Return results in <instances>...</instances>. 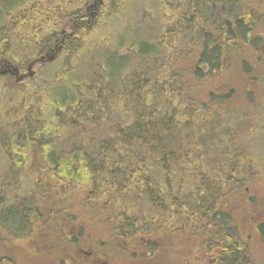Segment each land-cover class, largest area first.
<instances>
[{
	"label": "rangeland",
	"instance_id": "rangeland-1",
	"mask_svg": "<svg viewBox=\"0 0 264 264\" xmlns=\"http://www.w3.org/2000/svg\"><path fill=\"white\" fill-rule=\"evenodd\" d=\"M2 1L8 2L0 0V60L6 59L17 65L24 78L19 81L10 74H0V129L6 132L3 134L0 130V134L17 133V127L11 121L15 119L14 117L22 118L23 106L31 105L32 112L25 117L39 123L40 128L46 126L45 130L57 135L62 129L57 125L63 119L60 118V114L66 112L55 109L56 98L75 93L80 108L83 109V106L94 104L98 87L103 88L100 94L102 96L107 94L108 97L104 104V112L95 114L94 123L97 125L92 131L96 132L97 140L115 136L109 130V126L133 122L137 113L130 105L133 96L137 98V105L144 116L164 115L167 122L168 119L175 122L177 118L174 119L171 110L166 116L172 102V97L169 101L166 95L171 93L169 88L173 86V81L163 85L159 82L160 74L165 68L163 59L170 55L167 49L169 46L183 52L179 58L181 61L176 64L179 75L183 66L195 65L193 62L197 50L190 52L188 42H174L170 36L172 32L168 30L169 25L173 23L171 16L174 14L173 10H180L188 0H104L99 6L100 13L97 19L93 22L90 20L89 23L87 20L90 19V15L86 7L91 0H58L57 10L62 14V7L67 3L71 2L68 10L74 1L77 5L80 3L79 11L86 29H79L78 33L77 28L73 27L75 20L66 22V19L62 18L58 23L59 32L55 39L62 38L63 29L66 34L72 31L75 37L65 36V42L56 57L34 65L32 76L27 75V64L44 55L48 47L38 52L30 45L33 46L31 42L35 41V35L40 37L45 33H38L49 28L38 26L42 20L47 19V15L41 13V6L38 3L40 0H9L6 4ZM255 3L258 12L251 18L252 35L264 36V0H257ZM37 12L40 14L36 15ZM192 30L195 32L196 28ZM53 43L51 41L48 46H52ZM146 45H149V48H143ZM249 47H245L239 53L246 60H249L251 55ZM141 49L146 51L142 52ZM259 55L262 56L259 62L251 66L255 70L256 78L247 83L240 78L243 76L241 63L226 60L224 70L213 79L205 78L206 67L199 66L197 72L200 77L192 76L186 89L178 92L189 107L177 108L178 123L182 132H178L175 126L169 134L171 138L165 142L168 153L160 152L162 149L156 146L150 148V151L158 156L164 154V160L157 158L155 154L143 157L147 160V171L152 173H158L164 168L165 162L174 169L171 159L180 158L176 172L191 171V176L200 178L214 187L218 192L216 210L223 211V218L220 215L219 217L221 221L224 219L228 223V232L222 230L220 225L216 226L205 220L191 219L189 224H186L184 223L187 220L186 215L179 216V219L171 218L167 222V216H164L165 204L155 200L149 202L144 198L148 210L140 227L143 228L141 230L143 237L138 234L131 238L117 237L116 243L112 244L116 249V254L114 253L112 258L113 264H220L212 257L216 250L228 253L229 259L238 257L241 253L243 259H237V264H264V45L261 46ZM110 59H113L112 64L107 63ZM101 65L105 67L101 68ZM130 74L135 75L134 78L140 82V88L136 92L126 93L124 84ZM185 74L186 71L183 76ZM187 77L189 78L188 75L184 76V80L188 79ZM144 84L146 87H143ZM85 88L88 89L84 90ZM247 89L251 93H248ZM213 93H222L226 96L217 97ZM95 109L94 105L91 108L92 115ZM150 136L151 134L149 144H157L155 141L159 140ZM42 138H45V135ZM58 139H61V134ZM73 140L74 137L69 141L56 140L54 152H62L63 157L66 156L72 151L70 148L74 146ZM135 143L138 145L139 140ZM28 155H34L30 160L27 159L34 166L26 164ZM26 156L23 157L22 166L16 165L15 160L19 159L13 157L12 161V156L8 157L0 145V188L4 184L18 180L17 193L26 190V194H32L35 184L34 176L30 173L32 168L37 169L38 173L60 176L51 170L40 171L43 168L42 161L48 159L43 151L28 152ZM122 157L132 158L128 154H123ZM186 162L189 165L185 164ZM191 164L193 166H190ZM239 166H244L242 174L239 172ZM124 167L122 165L115 168ZM10 172H13V175L8 177ZM14 174H18V177ZM2 177L8 178L2 182ZM78 178L77 181L72 177L59 179L51 186L54 196L66 194V203L76 201L78 191L82 188L80 184L86 182L85 179ZM177 181L181 183V180ZM188 184L192 185L189 179ZM94 185L95 181H90L83 187L94 190ZM76 186L78 191H74ZM56 188L61 190L58 191ZM1 193L3 191L0 189ZM56 199L58 200V197ZM78 205L77 202L76 206ZM98 206L96 202L95 208ZM6 209L0 206V237L17 233L24 239L40 234L37 227L23 224V220L20 222L22 224L19 223L10 231L8 225H5V218L18 209ZM95 223L97 227L94 229L108 239L111 232L102 227V224ZM193 225L195 228H192ZM199 225L200 232H197ZM42 229L48 230L44 227L39 228L41 232ZM148 231L151 232L148 234ZM220 233L234 236L235 240L228 241L229 248L224 247V242L209 244L205 240L208 234ZM4 244L11 245L9 240L5 242L0 239V257L10 255L4 249ZM37 245L38 242L34 239L32 243L18 244L15 246L14 254L21 259V254L16 249L23 250L24 247L26 250L24 259H34L30 251L34 249L36 254L38 253L37 259L41 260L39 255L44 253L40 252ZM106 256L109 257V253ZM4 262L9 261L5 259Z\"/></svg>",
	"mask_w": 264,
	"mask_h": 264
},
{
	"label": "trees",
	"instance_id": "trees-1",
	"mask_svg": "<svg viewBox=\"0 0 264 264\" xmlns=\"http://www.w3.org/2000/svg\"><path fill=\"white\" fill-rule=\"evenodd\" d=\"M7 1L9 2V0ZM255 1L257 0H189L184 6H181L180 10H173L174 14L171 15L173 16V23L169 25L168 29L172 32L170 36L174 42H188L189 45L187 44V47L190 48V52L197 50L195 62H193L195 65L193 67L183 66L181 75L178 74V68H176L177 62L181 61L178 59L183 54L181 50L169 46L167 49L170 55L163 59V66L165 68L160 74L161 81L159 84H168V82L173 81V86L169 88L171 93H167L166 95L169 101L172 97L171 107L166 112V116L171 110L174 119L177 118L175 122L169 119L167 122L163 117L164 115L144 116L143 112L140 111V106L137 105V98L133 96L130 105L133 106L134 110H137L133 122L109 126V130L115 136L109 139L97 140L96 132L92 131V128L97 125V123H94L96 122L95 114L104 112V104L108 97L107 94L102 96L100 93H102L103 88L98 87L97 90L99 91L93 100L94 104L83 106V109L80 108L81 106L75 93L64 94L56 98L55 109L63 113L66 112L65 114H60V118L62 117L63 119L57 125L62 129L57 135H53L45 130L46 126L40 128L39 123H35L33 119H27L25 115L32 112V107L31 105L23 106V117L19 119L14 117L15 119L11 121L17 127V133L3 135L6 132L0 129L3 133L0 134V145L4 153L8 157L12 156V161L13 157H17L19 160H15V164L22 166L24 164L23 157L28 152L43 151L48 159L42 161L41 165L43 168L40 171L46 172V170H51L61 176L56 177V175H53L50 179L51 186L61 178L67 179L72 177L73 180L77 181L78 177H80L86 180V182L80 184L82 188L79 187V191L78 186L74 188V191H78V197L76 201L70 202L74 204L75 208H70V211L67 213L71 216L68 221L75 222L77 221L75 217L82 214L86 219L98 222L100 225L102 224V227L107 228L117 237L123 238L125 236L131 238L136 237L137 234L143 237V233H141L143 228L140 227H142L141 223L145 219L148 210L144 204V198H147L149 202L155 200L160 203L176 199V196L173 194L162 193L158 190V187L160 188L162 184L159 180L156 181L152 172L147 171V160L143 157L155 154L160 159L162 155L158 156L155 152H151L150 148L154 146L160 148V144L162 143L163 149H165V142L171 138L169 134L175 126H177L178 132H182L180 123H178L177 108L186 106L189 109V107L187 106V102L181 98L182 95H178V92L186 89L187 84H189L188 80L192 76L200 77L197 72L199 66L206 67L207 73L204 75L206 76L205 78L213 79L214 76L224 70L226 67L225 60L227 59L232 63H241V69L243 70H241V74L243 76L240 78L244 83L256 78L252 73L254 69L251 66L256 65L261 59L255 50H257L260 44H264V36L261 34L252 36L251 18L258 12ZM45 4H39L41 6V13L45 12ZM35 14L40 13L37 12ZM54 14L55 12L52 11V20H54ZM194 27L196 28L195 32L192 30ZM40 33L45 34L40 35V37L35 35V41L33 39L34 42H31L33 46L30 45L31 48L38 52L44 50L52 39L45 31L38 34ZM244 46L250 48L251 55L249 60L244 59L239 54L245 48ZM143 48H149V45ZM141 51L145 52L146 49H141ZM112 61L113 59H110L107 63L112 64ZM100 67L105 66L101 65ZM185 71L187 74L184 76H189L186 80H184L183 76ZM134 77V74H130L126 78L124 84L126 93L131 91L136 92L140 88V82ZM143 87H146V84ZM87 89L85 88L84 90ZM107 93L109 94V92ZM213 94L217 97H222V93ZM94 105L96 109L92 115L91 108ZM143 116L146 117L145 120ZM185 126L188 127L190 125ZM60 134L61 139H58ZM149 134H151L150 138H157L161 143L150 145ZM43 135H45V138H42ZM73 137L74 140L72 142L74 146L70 148L72 151L66 156L63 157L64 153L62 152H54L55 147L53 149V146L56 140L69 141ZM189 138L187 137V139ZM136 140H139L138 145L135 143ZM155 142L157 143V141ZM136 146L138 149H136ZM123 154H128L132 158L124 159L122 157ZM31 156L34 155L26 156V161L27 159L30 160ZM170 156L174 158L172 154ZM161 160H164V158H161ZM175 163L179 166L180 160L175 159ZM26 164L34 166L33 164L31 165L30 161H27ZM185 164L189 165L187 162ZM122 165L125 167L120 169L115 168ZM190 166L193 165L191 164ZM31 170L30 172L38 173L36 172L37 169L32 168ZM161 171L165 173L168 171L166 162ZM190 173L192 172L186 173L188 174L187 179L192 184L190 188L195 187L197 193L195 194V198L187 196V201L191 207L193 204L195 205V220H205L211 223L221 221L216 213L217 190L200 178L191 176ZM45 180L46 177H36L37 182H44ZM90 181H95L94 190L83 187ZM36 187L38 189L45 188L46 190L43 194L39 191L37 192V198L40 200L47 199V193L49 192L53 194V191L46 184L41 185L37 183ZM161 187L167 188V185L163 184ZM41 190L43 192V189ZM47 190L50 191L47 192ZM56 190L59 191L61 188H56ZM80 196H84L92 204L97 202L99 206L94 210L84 207H81V209L79 206H76ZM183 200L185 201L186 199ZM183 208L166 207L164 209V216H167L166 221L169 222L171 218L183 215ZM187 212L189 213V211ZM48 214L55 213L48 212ZM191 219L193 218L191 217ZM22 220L24 221L22 223L26 224L27 213L24 210L18 209V211L11 212L6 216L5 225L16 228ZM146 220L148 219L146 218ZM150 232L148 231V234ZM220 236L223 237L222 242H224L225 248H229L228 241L235 240L233 235L229 236L225 233L211 235L216 240ZM148 239L151 240V238ZM227 258L223 255L219 258V262L231 260Z\"/></svg>",
	"mask_w": 264,
	"mask_h": 264
},
{
	"label": "flooded vegetation",
	"instance_id": "flooded-vegetation-1",
	"mask_svg": "<svg viewBox=\"0 0 264 264\" xmlns=\"http://www.w3.org/2000/svg\"><path fill=\"white\" fill-rule=\"evenodd\" d=\"M189 1V0H188ZM100 3H104V0H91V3L86 7L87 13L90 15V19L87 23L93 22L97 19L100 8ZM79 25H84L82 22V17L78 20ZM64 39H62V42ZM62 44L58 48H61ZM56 48V47H55ZM50 51L54 48L50 47ZM34 176L35 184H33L32 194H26V190H21L17 193L19 189V181L14 180L11 184L7 183L2 185L0 188L3 193L0 194V206L3 209L11 210L10 208H16L19 210H24L27 213V223L31 227H37V231L40 233L34 237L28 236L27 238H20L17 233H12V236L0 237V239L9 240L11 245L4 244L3 247L6 252L10 255H3L0 257V262L2 264H113L112 258L114 253L116 254L115 245L117 236L111 232L109 238L102 237L97 230L94 221L86 219L82 214L77 215L75 219L77 221H68L71 216L67 214L70 208H75L74 204L70 202L66 203V194H60L54 196L50 194L51 190V177L54 174L49 173H35L30 172ZM13 175V172L8 173V177ZM18 177V174H14ZM46 177V180L36 181V177ZM8 177H2V182H4ZM1 182V183H2ZM46 184L49 186L50 190L47 192V199L40 200L37 198V192L44 193L45 188H37L36 184ZM43 189V192L42 190ZM5 196H11L5 197ZM58 197V200L56 199ZM194 201V199L192 198ZM40 201V202H38ZM80 208L84 207L86 209H95L96 203L93 204L91 201L85 199L84 196H80L78 201ZM164 204V203H163ZM50 206V207H49ZM192 215L195 216V205H192ZM82 209V208H81ZM48 212L55 214L49 215ZM223 211H218L217 217L219 215L223 218ZM39 214V215H38ZM75 215V214H74ZM220 218V217H219ZM221 221H218V223ZM99 225V224H98ZM46 228L48 230H43L42 232L39 228ZM93 228L92 230H87L86 228ZM222 230L228 232V223L222 219V225L220 226ZM10 231H13L14 227H7ZM195 228V227H194ZM193 232V230H191ZM31 238V239H29ZM223 237H218L215 242H222ZM19 239V240H18ZM32 239L38 242L37 247H39L41 260H38V253L36 254L34 249H30L32 258H25L26 250H19L21 254V259L14 254L15 246L18 244L32 243ZM207 240V238H205ZM212 240V239H211ZM210 244V241H207ZM109 253V257L106 254ZM225 255L228 257V253L220 251L219 256ZM111 258V260H110ZM7 259L9 262L6 263L4 260ZM237 259H243L240 253L238 257L231 258L230 261L219 262L220 264H237ZM46 260V261H44Z\"/></svg>",
	"mask_w": 264,
	"mask_h": 264
},
{
	"label": "water",
	"instance_id": "water-1",
	"mask_svg": "<svg viewBox=\"0 0 264 264\" xmlns=\"http://www.w3.org/2000/svg\"><path fill=\"white\" fill-rule=\"evenodd\" d=\"M15 71H16V69H15Z\"/></svg>",
	"mask_w": 264,
	"mask_h": 264
}]
</instances>
